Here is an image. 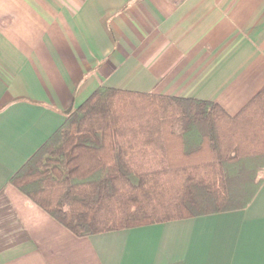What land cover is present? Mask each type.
Instances as JSON below:
<instances>
[{
  "label": "crops",
  "instance_id": "0c3cea01",
  "mask_svg": "<svg viewBox=\"0 0 264 264\" xmlns=\"http://www.w3.org/2000/svg\"><path fill=\"white\" fill-rule=\"evenodd\" d=\"M100 88L213 103L249 124L264 0H0V264H264V177L242 208L82 238L10 185ZM235 162L247 166L230 179L264 168Z\"/></svg>",
  "mask_w": 264,
  "mask_h": 264
},
{
  "label": "trees",
  "instance_id": "16d2710c",
  "mask_svg": "<svg viewBox=\"0 0 264 264\" xmlns=\"http://www.w3.org/2000/svg\"><path fill=\"white\" fill-rule=\"evenodd\" d=\"M243 115L246 153L216 104L100 88L9 183L77 238L242 208L260 183L228 172L264 158V88Z\"/></svg>",
  "mask_w": 264,
  "mask_h": 264
},
{
  "label": "rangeland",
  "instance_id": "374dc122",
  "mask_svg": "<svg viewBox=\"0 0 264 264\" xmlns=\"http://www.w3.org/2000/svg\"><path fill=\"white\" fill-rule=\"evenodd\" d=\"M217 123L223 127V130L225 129L226 131V136L227 138H229V140L232 141V139H235L234 141H236V145L240 146V147H243L241 149H237V151L239 152H248L249 151V147H247V139H248V136L247 134H249V130L246 129L247 128V125H240L239 122H237L236 124H228L226 123L225 119H223L221 116H219V118L217 119ZM249 128V127H248ZM250 136V135H249ZM242 145V146H241ZM246 145V146H244ZM239 148V147H238ZM230 150V149H229ZM232 151V150H230ZM179 158V155L178 157ZM212 157H198V158H193L191 159V161L193 162H199V161H208V160H211ZM179 161H183L182 159H180ZM264 177V168H263V171L260 173V174H256L254 176V178L252 179V184H253V187L254 186H257L263 179ZM251 187V189L253 188ZM254 189V188H253Z\"/></svg>",
  "mask_w": 264,
  "mask_h": 264
}]
</instances>
